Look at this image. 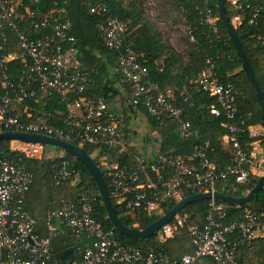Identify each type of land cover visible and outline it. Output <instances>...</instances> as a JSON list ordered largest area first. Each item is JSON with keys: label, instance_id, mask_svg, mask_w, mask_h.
I'll return each mask as SVG.
<instances>
[{"label": "built area", "instance_id": "built-area-1", "mask_svg": "<svg viewBox=\"0 0 264 264\" xmlns=\"http://www.w3.org/2000/svg\"><path fill=\"white\" fill-rule=\"evenodd\" d=\"M43 1L0 0V131L38 132L79 140L81 145L99 146V162L108 171L111 196L131 213L145 211L161 216L168 210L169 202L182 200L188 192L218 190L220 179H230L237 186L250 187L255 183L258 171L254 169L264 162V128L261 123H248L246 115L251 112H243L237 102L235 83L218 75L214 55H208L204 68L189 80L181 95L188 99L195 83L216 98L209 108L214 115L227 119L228 131L223 138L229 142L232 156L226 166L217 165L211 158V141L201 138V130L185 117V108L174 102V90H160L150 79L145 52L125 45V22L109 16L100 25L104 45L119 51L114 72L132 102L143 105L149 116L161 118L168 113L178 119V133L192 142L190 151L181 154L159 151L153 158L133 156L121 119L107 99L87 93L91 73L78 56V38L71 32L66 8L45 12L35 7ZM227 2L233 11L230 19L235 27L264 23V0ZM94 10L96 7H92ZM202 14V21L222 41L220 17L214 7L207 4ZM187 34L194 44L197 39L190 23ZM256 41L264 45V29ZM41 92L56 95L65 104L66 108L59 110L66 123L64 127L53 124L49 116L32 111L28 102L31 98L38 99ZM246 133L248 138L244 141ZM11 147L28 157L44 155V144L40 142L15 139L11 140ZM80 174L81 168L70 165L67 159L54 171L57 182L79 180ZM34 178V171L22 156L0 157V264H50L53 238L63 226L91 241L79 251L80 264H201L204 259L214 264H245L236 254L239 240L232 242L230 236L240 235L236 239L242 238L251 248L257 238H264V205L257 210L246 208L240 219L227 221L231 203L210 198L202 224L186 222L178 212L156 231V237L166 241L186 227L193 250L171 255L152 243L144 246L128 243L115 229L106 228L94 217L98 194L88 190H83L76 200L63 199L60 207L47 211L45 234L26 204Z\"/></svg>", "mask_w": 264, "mask_h": 264}, {"label": "trees", "instance_id": "trees-1", "mask_svg": "<svg viewBox=\"0 0 264 264\" xmlns=\"http://www.w3.org/2000/svg\"><path fill=\"white\" fill-rule=\"evenodd\" d=\"M26 3H31L32 0H25ZM45 0L41 4L35 5L36 8L42 9L45 12L52 8L65 7L68 17L71 20V32L78 38V56L83 61L84 65L90 70L92 83L87 91L88 94H100L101 88L104 86L105 80L110 77V70L114 68L119 56L117 49H109L103 43L100 25L107 22L109 16H117L126 24V30L123 34L124 43L132 47L136 51L145 52L146 63L150 70V79L156 82L160 90L172 88L175 93L174 102L185 108V117L189 118L196 127L201 130V138L209 139L213 149L210 151L211 158L226 166L230 163L231 157L223 148L222 137L227 133L225 116L214 115L209 108V105L216 102V98L197 84H193V91L188 99H184L181 91L190 79L198 76L201 70L206 65L208 55H214L216 61V70L222 80H232L237 89V102L243 112L251 115H246L248 123L256 124L262 121V106L257 97L256 89L249 80L246 72L242 68V60L237 54L236 48L231 40L227 29L219 19V29L222 35V41H219L212 30V27L205 21H202V11L207 4L214 7L215 13L218 14V0H176V5L183 9L187 14L188 21L194 27V33L197 41L190 46V60L184 62L178 51L169 46L164 39L162 31L156 27L144 14L137 0ZM254 1V0H248ZM103 4L106 6L104 9ZM92 7L96 10L92 11ZM227 14L232 16L233 11L226 3ZM97 8H100L97 10ZM264 23L260 26L243 23L236 27L251 59L255 74L259 83L264 90V45L256 41V37L263 31ZM214 45V46H213ZM29 105L35 114L43 113L49 116L50 121L60 127L65 126L64 117L59 113V110L66 108L56 95H47L40 93L38 99L31 98ZM144 108L143 105H140ZM146 111V109L144 108ZM151 130L156 132L159 142L160 151L181 154L190 151L192 147L191 140L182 137L177 126L179 120L165 113L161 118L149 116ZM248 134L246 133L243 140L246 141ZM80 143L79 140H74ZM87 151L93 156L96 151L99 153V146L93 144H83ZM134 149V148H133ZM22 156L25 164L34 171V182L29 190L28 195L43 197L45 201L51 202L44 207L38 208L36 200L26 204L28 210L37 216L39 220V230L42 233H47L46 229V213L49 209L61 206V199L76 200L83 190L95 191L98 194V203L95 206L94 217L104 223L106 228H113L117 234L128 243L137 245H146L147 243L154 244L157 248L164 249L171 255H181L182 253L192 251L194 246L189 239L186 227H181L176 231L175 235L166 241L159 240L155 234L147 238H136L121 233L115 228L108 217V213L102 203L97 184L90 174L86 165L76 158L68 150H64V154L54 160L44 158L28 157L20 151L13 150L11 140L0 139V157ZM232 155V154H231ZM63 159H67L70 165L81 168L80 179L77 184L71 185L70 180L57 182L54 171L56 166ZM95 161L99 162V154L94 157ZM126 159L131 160L130 156ZM54 164V166L52 165ZM107 179L110 192L112 186L110 184L108 171L103 169ZM259 176H255V183ZM87 181V183H86ZM40 182L41 187L38 194L34 192V184ZM254 183V184H255ZM253 184V185H254ZM247 186H237L230 179H220L217 182V189L225 194L243 195L248 191ZM187 194H190L189 192ZM53 201L56 203L53 205ZM119 210L121 219L124 224L133 226L136 223L140 227H145L159 216L150 215L147 212H128L125 207L113 200ZM209 199H202L188 203L183 211L186 222L202 224L206 219L207 209L209 207ZM53 205V206H52ZM175 205V202H169L167 209ZM230 213L227 221L232 219H240L246 208L251 210L260 209L264 205V188H262L249 201L236 206L230 204ZM238 234H232L230 239L236 241ZM241 237V236H240ZM85 237L76 235L69 228L62 227L53 238V258L50 264H80V259L77 257L71 261H65L59 257V253L72 246H77L81 250L86 246L88 241L82 246L80 243ZM238 247L240 245L252 249L248 243L242 238H239ZM79 250V251H81ZM237 258L244 262L243 257L237 253ZM245 263V262H244ZM201 264H214L209 259L202 260ZM246 264V263H245Z\"/></svg>", "mask_w": 264, "mask_h": 264}, {"label": "water", "instance_id": "water-1", "mask_svg": "<svg viewBox=\"0 0 264 264\" xmlns=\"http://www.w3.org/2000/svg\"><path fill=\"white\" fill-rule=\"evenodd\" d=\"M226 1L227 0H218V14L220 19L224 23L231 40L233 41L237 54L242 60L243 70L246 72V75L256 89L257 97L262 106L261 124L264 128V90L262 89L259 80L257 79L248 51L239 33L237 32L236 27L231 22L230 16L227 14ZM124 49L125 46L122 45L120 47V51L123 52ZM0 139H18L25 142H40L42 144L47 143L71 152L76 158L80 159L86 165L90 174L94 178L100 196L102 198V203L108 213V217L113 226L117 228L121 233L136 238H147L149 236H152L163 224L171 221L174 215L182 210L190 202L202 199L216 198L227 201L231 204H243L253 198L262 188H264L263 173L259 175L257 182L249 189V191L243 195L225 194L220 190H215L214 192H195L186 195L182 200L176 202L174 206H172L164 214L159 216L156 220L146 225L145 227H140L137 225L129 226L123 223L119 210L113 202L109 185L102 167L95 161L94 157L87 151V149L83 145L74 141L59 138L54 135L18 130L0 131ZM77 254L78 253L76 252V247L73 246L61 251L59 253V257L65 261H71L76 258Z\"/></svg>", "mask_w": 264, "mask_h": 264}, {"label": "crops", "instance_id": "crops-1", "mask_svg": "<svg viewBox=\"0 0 264 264\" xmlns=\"http://www.w3.org/2000/svg\"><path fill=\"white\" fill-rule=\"evenodd\" d=\"M109 76L110 77L105 80L100 94H102L107 99L111 108L121 119V127L123 129L130 153L133 154V156L142 155L147 158H153L160 151V149L157 134L156 132L151 130L147 112L144 110V108H142L141 106H136L132 102L130 93L128 92L127 88L123 87L118 82V78L114 72V68H111ZM222 144L223 148L231 157V146L229 142H227L223 137ZM262 144L264 147V137L262 140ZM56 152L58 153V155L62 156L64 150L61 148H56ZM214 162L219 166L222 165L216 161ZM254 170L258 171V176L263 174L264 162L261 164L260 168L256 167ZM252 186L248 188V191ZM27 197L26 198L30 203L36 200L37 206H39L38 208H41L42 206L44 207L45 205L51 203L48 201H45L43 203L42 196L36 197L34 196V194H30ZM61 200H63V198ZM52 203L54 205L56 201H53ZM235 240L238 242L239 239ZM238 244L239 243H237V247ZM75 247L76 252L78 253L76 256L77 258L79 257V250L81 249L77 246ZM236 250L237 253H239L243 257L242 259L246 264H264V238H257L252 249L240 245Z\"/></svg>", "mask_w": 264, "mask_h": 264}, {"label": "rangeland", "instance_id": "rangeland-1", "mask_svg": "<svg viewBox=\"0 0 264 264\" xmlns=\"http://www.w3.org/2000/svg\"><path fill=\"white\" fill-rule=\"evenodd\" d=\"M124 1L129 2V0ZM136 2L141 6L147 18L162 31L167 44L178 51L184 62H188L190 60L189 49L192 45L187 34L189 21L187 14H185L186 12L184 13L183 9L176 5V0H137ZM56 148L58 147L47 143L44 144V158L54 160L60 157L56 152ZM98 154L96 151L93 153V157ZM52 165L54 166V164ZM69 183L71 185L77 184L78 180H70ZM40 187V182H36L34 184V192L41 194V191L39 192ZM179 212L185 218L186 213L183 209ZM87 240L90 241L85 238L80 244L84 246Z\"/></svg>", "mask_w": 264, "mask_h": 264}]
</instances>
